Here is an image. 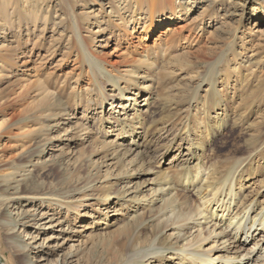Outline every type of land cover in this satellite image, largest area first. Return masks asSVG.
I'll use <instances>...</instances> for the list:
<instances>
[{"label":"rangeland","instance_id":"rangeland-1","mask_svg":"<svg viewBox=\"0 0 264 264\" xmlns=\"http://www.w3.org/2000/svg\"><path fill=\"white\" fill-rule=\"evenodd\" d=\"M219 2L218 10L198 6L183 22L174 21V29L164 26L154 35L132 23L117 27L118 19L108 18L109 0L85 9L65 3L62 29L52 19L28 28H18L14 15L0 21L6 28L0 31V264H121L115 258L124 236L130 242L142 227L143 238L155 240V250L146 254L161 253L142 257L141 264H192L174 250L191 245L223 255L214 239L199 248L200 235L211 230L208 225L203 231V216L183 228L168 227L173 216L154 192L159 186L152 181L176 178L195 151L199 160L188 170L201 168L204 183L227 192L238 179L233 214L245 209L239 217L245 222L254 199V215L261 210L264 0L246 6ZM86 15L89 21L83 22ZM102 20L107 22L100 28L95 23ZM148 95L154 106L140 107L141 115L116 108ZM139 116L144 127L155 120L145 135L149 171L142 178L134 169L143 162L124 154L126 138L116 132L129 118L137 124ZM218 120L225 122L220 130ZM145 180L151 181L144 189L154 200L149 205L142 196L128 197ZM212 188L201 195L188 189L189 209H216ZM135 212L143 218L122 232ZM158 242L173 246L163 250ZM252 246L250 238L245 249Z\"/></svg>","mask_w":264,"mask_h":264},{"label":"bare ground","instance_id":"bare-ground-1","mask_svg":"<svg viewBox=\"0 0 264 264\" xmlns=\"http://www.w3.org/2000/svg\"><path fill=\"white\" fill-rule=\"evenodd\" d=\"M219 1L220 0H109V2L111 3H109V8L111 9V11L110 14H108V18L110 20H114L115 18L118 19L119 23L117 27H119L121 24H125V26L129 28L130 24L132 23L131 25L133 26V29L137 28V25H140L141 29H143L144 32L148 31L150 34L154 35L153 32L159 31L164 26H169V30L167 31L174 29L175 27L172 25L174 21H178L177 23L183 22L186 18L185 15L198 6H202L203 10H218V7L223 4ZM241 1H243V6H246L250 0H238V3L240 4ZM98 2H101V0H0V21L6 20L9 15H14V17L17 18L18 21V23L15 24L18 28H20L23 24H25V26L27 25L28 28V26L36 27V23H38L39 21H41L43 24H47L49 21H51L50 19H52L54 25L59 26L62 29V27H65L64 24L67 22L62 18L64 16V11L66 8L64 5L65 3L71 5L73 9L79 4L82 5V7H84L85 9L91 8L93 4H96ZM235 2L237 3V1ZM11 7L13 10L11 9ZM100 7L102 10L107 11L102 3L100 4ZM6 8H9L12 11L8 12L9 9L6 10ZM166 10H169V14L166 13ZM254 12L253 14H255ZM82 20L83 22H88L89 17L87 15L83 16ZM104 21V24H106L107 20L97 21L95 24H98V27L101 28L104 27L101 25ZM13 27L14 25L12 26V28ZM2 30H6L4 25L3 27H0V31ZM64 31L65 30H63L62 32ZM106 33L109 36L113 34L108 29ZM170 38L176 39L177 36L171 35ZM150 98L151 97L149 95L144 97L143 101H141L139 104L137 100H135L134 105L130 104L128 108L124 106L126 102L119 103V105H116V108L120 106V108L124 111H127L129 108H131L135 111V114L141 115L140 107L150 108L154 106V102ZM111 105L114 106L115 102H112ZM132 119H135V117L131 119L129 118L126 123L122 122L120 125H118L120 126V128L116 132H119L120 135L126 138L127 143L122 144L124 154H128V156L134 155L137 161L143 162L139 170L134 169V175L142 178L141 176L143 175L141 173L148 174L147 172L149 171L148 167L144 165V156L149 157L145 135L155 123V120H153L152 125L144 127V118H141L139 116L138 123H140V127L137 128L138 123L132 124ZM214 124L217 130H220L225 126V122L223 120H218L214 122ZM139 128L144 129L141 132H138ZM198 156H200V153L197 154V151H195L193 155H191L189 162L178 167V176L176 178L169 175L164 177V180L160 182H156L153 180L152 182H155V185L159 186V189L154 190V192L160 193L159 196L162 198L163 209L166 214H171L173 216V219H171V224L169 226L167 225L168 227H171V229H175L174 226H178V229L183 228L186 226V224H188L189 221L194 220V218L196 217L203 216L201 218L202 220H204L203 223L205 225L203 231H209L210 229L211 230L204 237H201L200 235V239L198 240L199 248H202L203 244L206 241L214 239L215 243L218 244L215 248V251H223L224 253L221 256L215 257L211 254V252L204 253L192 249L194 247L193 245L184 250L183 247H179L178 249L176 248L174 250L181 251L182 254H184V257L181 259V261L184 259L187 260V257L189 256V263L192 264H253L251 262H257L254 264H264V247H262L264 245H260L261 241H264V202L261 206V210L254 215L253 212H255V207L258 205V199H254L255 202L254 200H252L250 202V206L252 205L253 207H251L253 215H247V220L243 222L242 218L239 217L245 209L242 212H239L240 210H238L237 212H235V214H233V211L238 208V206L237 208H234L233 206V198L239 197V194L235 189L236 185L238 184V179L236 180V182L234 181V183L229 184L226 189L227 192H224V189L222 187L215 188L212 184H209L207 182L204 183V178L201 177V168H197L195 172L193 171L194 174H192V172H189L188 170L189 165L193 159L199 160ZM131 162L133 164L136 163L135 160H132ZM26 182L28 181L26 180ZM131 182L132 180H129L128 183ZM30 183L31 182H29V184ZM150 184L151 181L147 180H145L144 182L136 183L133 186V192H131L128 197H130V199H133L134 201H137V199L142 196V198L147 202L146 204L149 205L154 200H152L153 197L149 198V196L145 194L146 191H144V189L149 187ZM243 185H241V187H243ZM192 187L200 195L203 194L207 189L213 187L212 193L215 197V201L217 200V205L219 204L218 207L216 209H214L215 207H212L209 210V205L207 207L204 206L205 210L189 209L186 193L188 192V189ZM24 188L26 189L27 187L25 186ZM17 191L19 190L17 189ZM128 192H130L129 189L125 191V193ZM217 197L218 199H216ZM209 202H211V200H208L206 203H204L207 204ZM136 213L138 212H135L132 220L122 227V232L126 228L130 229L135 224L141 221L143 216H140ZM200 225L203 226V224ZM208 225H211L210 229H208ZM143 229L144 227H142L137 233H135L130 242L129 235L126 234L124 236L125 241L120 245L121 253L115 258L116 260L121 261V264H141L144 262L140 260L142 257L145 258L147 255L154 256L161 253L157 252L146 254L147 251L155 250L151 249L155 240L153 241V236L143 238ZM256 232H260L259 235L263 234L262 239H256ZM175 236L177 237V239H179L180 237V235ZM250 238L251 242H253V246L249 249H245V245L250 240ZM162 243L163 242H158L157 244H159L160 246ZM146 246H148V248H145ZM169 246L167 248H165L166 246L161 248L163 250H168L169 248L171 249V247ZM256 247H259L258 250L256 249ZM22 254H25V250H23ZM176 255L179 256V253ZM151 259L152 258H150L149 260ZM157 260L160 261V259ZM112 261L115 262V260L113 259Z\"/></svg>","mask_w":264,"mask_h":264}]
</instances>
